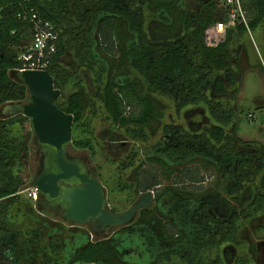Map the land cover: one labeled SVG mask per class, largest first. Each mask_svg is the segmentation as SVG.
I'll return each instance as SVG.
<instances>
[{
  "label": "trees",
  "instance_id": "obj_1",
  "mask_svg": "<svg viewBox=\"0 0 264 264\" xmlns=\"http://www.w3.org/2000/svg\"><path fill=\"white\" fill-rule=\"evenodd\" d=\"M243 4L251 32L261 27L264 36V0ZM32 11L59 32L47 69L55 87L69 90L56 103L74 114V146L98 150L91 122L99 104L101 118L135 139L166 124L143 155L116 159L120 173L108 185L130 187L132 198L154 189L155 198L106 235L22 192L30 184V118L0 116V264H255L264 240V143L238 134L237 101L248 26L229 25L210 45L206 29L228 18L218 0H0V105L30 98L11 72L30 43ZM164 98L182 123L164 120ZM207 176L216 179L204 187Z\"/></svg>",
  "mask_w": 264,
  "mask_h": 264
},
{
  "label": "water",
  "instance_id": "obj_2",
  "mask_svg": "<svg viewBox=\"0 0 264 264\" xmlns=\"http://www.w3.org/2000/svg\"><path fill=\"white\" fill-rule=\"evenodd\" d=\"M11 73L27 85L30 98L3 103L0 116L23 113L30 118L33 142L41 153L30 184L43 196L46 209L60 211L64 220L87 224L97 232L126 225L139 209L153 204L154 191L147 190L126 209L113 210L105 185L81 156L70 152L74 114L56 103L62 91L55 87L51 72L40 68Z\"/></svg>",
  "mask_w": 264,
  "mask_h": 264
},
{
  "label": "rangeland",
  "instance_id": "obj_3",
  "mask_svg": "<svg viewBox=\"0 0 264 264\" xmlns=\"http://www.w3.org/2000/svg\"><path fill=\"white\" fill-rule=\"evenodd\" d=\"M210 26H216V23H213ZM225 33L226 31L224 30V32L219 34V41L224 38ZM253 36L255 41H253V39L251 40L252 43L249 55H243L242 57L244 79L242 88L237 95V101L244 112L239 117L238 134L245 139L256 140L264 143V36L261 27L254 30ZM206 41H208L207 38ZM68 93L69 90L67 89L62 95H60V100L66 99ZM164 102H168L171 105L166 110V116L164 118L165 121L170 119V113H172L177 120L183 119V116H180L177 112H175L174 107H172L173 102L170 99L164 98ZM100 106L101 105L99 104L100 111L98 113L95 112L96 115L91 122V126L94 129L93 134L97 137L96 140H101L97 142L98 150L95 154H92L90 148L84 149L76 147L74 146L73 141H71L70 152L72 154L83 155L86 159L91 160L92 166H94V160L96 163H100L102 166L100 170L104 173L103 178L104 180H108L109 178L112 179L111 175L115 176V174L120 173V162L116 159H119L123 153L121 151L116 152L111 150L109 145H105L103 147L100 146V142L105 143V128L107 127L105 121L101 118L103 113ZM90 113L93 114L92 107L88 109V116ZM28 126L31 128V123H28ZM29 147L27 172L31 180L39 168L41 153L37 145L33 142V137L29 142ZM110 159H112L113 162H111ZM215 179V176H207L205 178V182L203 183L204 187L213 185ZM160 181L162 182V185L167 182L165 179H161ZM131 198V192L129 193L124 190L121 191L115 187L111 188L109 191L108 203L111 208L121 210L127 208L131 204ZM113 229L114 228L105 230L107 231L105 234H109Z\"/></svg>",
  "mask_w": 264,
  "mask_h": 264
},
{
  "label": "built area",
  "instance_id": "obj_4",
  "mask_svg": "<svg viewBox=\"0 0 264 264\" xmlns=\"http://www.w3.org/2000/svg\"><path fill=\"white\" fill-rule=\"evenodd\" d=\"M219 4L228 15L227 21H218L216 26H209L206 29L207 43L210 45L217 44L219 34L226 31L229 25L236 22H243L248 26L250 35L255 41L253 32L248 25V14L244 8L243 0H218ZM32 8L31 10H33ZM31 20L33 27L31 30V40L25 50L19 53L18 58L22 61V66L18 69H40L49 65L52 55L57 51V39L59 32L55 24L50 20H43L36 11H32ZM22 192L36 205L40 193L37 188L31 184L25 187ZM86 264H96L88 262Z\"/></svg>",
  "mask_w": 264,
  "mask_h": 264
},
{
  "label": "flooded vegetation",
  "instance_id": "obj_5",
  "mask_svg": "<svg viewBox=\"0 0 264 264\" xmlns=\"http://www.w3.org/2000/svg\"><path fill=\"white\" fill-rule=\"evenodd\" d=\"M64 92L61 93V95L63 94ZM68 96V95H67ZM66 96V98H67ZM162 102V101H161ZM175 109V108H174ZM172 113H170L171 115ZM103 121H105L107 127L105 128V132L108 130V131H114V132H120L122 134V138H119V139H109V138H106L105 139V143H102L100 142V146L103 147V146H107L109 145L111 150H114L116 152L118 151H121L123 154L121 157L119 158H122V157H127V156H139L140 154H144L145 152V148L150 145L151 143L153 142H156L159 140L160 137H162L163 135V127L164 125L166 124L165 122H163V120H158L156 122V128L154 129L153 128V125L152 126H148L146 127L147 131H148V135H149V138L147 140H141V139H135L133 137H131L130 135L128 134H125L124 131L122 130V127H120L118 124L117 125H114V123H112V121L110 120H107L106 118H103ZM184 120L182 119H179L177 120L176 118H170L168 121V123H173V124H180L182 123ZM107 129V130H106ZM104 140V139H103ZM98 141H101L98 139ZM84 149L88 148V147H83ZM135 153V154H134ZM140 153V154H139ZM72 154V153H71ZM73 155H79L81 156L85 162L87 163L88 167L90 168L91 172L93 174H95L100 180V173L102 172L99 167H98V164L99 163H96L95 160H94V166H92V162L91 160L89 159H86L83 155H80V154H73ZM120 162V161H119ZM133 167L130 166L129 167V170H132ZM131 176L129 175L128 176V181L131 182L132 178H130ZM102 183L105 185L106 187V190H107V197H108V194H109V191L111 190V187L108 185V182H106L105 180H101ZM104 181V182H103ZM118 188V187H117ZM130 187H127L126 190L124 191H130ZM150 190H153L154 191V198H155V190L154 189H150ZM131 192V191H130ZM137 196V197H136ZM135 198H132L131 199V204H133L135 201H137V199L139 198L140 194H136ZM153 202H154V199H153ZM130 204V205H131ZM129 205V206H130ZM153 205V204H152ZM151 205V206H152ZM128 206V207H129ZM113 209V208H112ZM126 209V208H124ZM124 209H121V210H124ZM142 209V208H141ZM138 210L136 216L134 217V219L130 222H134L136 220V218L138 217L139 215V212L140 210ZM115 211H120L119 209H113ZM60 212V211H58ZM128 223V224H130ZM255 264H264V240L260 241V243L258 244L257 246V256L255 258Z\"/></svg>",
  "mask_w": 264,
  "mask_h": 264
}]
</instances>
